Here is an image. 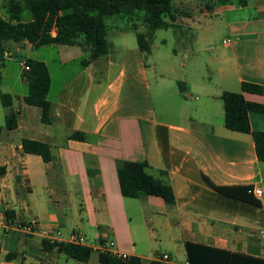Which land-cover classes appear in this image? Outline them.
Here are the masks:
<instances>
[{"label":"crops","instance_id":"crops-1","mask_svg":"<svg viewBox=\"0 0 264 264\" xmlns=\"http://www.w3.org/2000/svg\"><path fill=\"white\" fill-rule=\"evenodd\" d=\"M246 1L175 0V26L154 32L151 55L168 43L159 39L161 29L190 41L193 55L189 71L187 62L178 66L174 59L165 66L154 57L164 105L159 110L149 55L138 39L124 34L137 35L141 25L148 30L145 8L128 5L108 17L107 23L114 21L108 36L117 34L119 43L87 65L90 49L81 44L44 45L55 51L45 57L27 40L8 43L0 82V167L7 169L0 179V229L6 234L0 264H101L98 249L106 239L115 242L114 251L139 257L142 264L162 255L170 256L167 264H189V242L264 259V200L252 192L264 190V163L251 134L226 127L221 98L223 91L243 92L245 81L264 86V0ZM15 53L17 63L11 58ZM27 58L49 67L52 122H43L41 107L25 100L21 62ZM166 77L176 81L173 95L179 98L172 120L164 102ZM2 92L13 96L11 107L3 105ZM244 94L264 104V94ZM9 111L18 113L12 129L5 125ZM249 116L252 128L264 131V112ZM75 131L84 132L86 140L70 139ZM25 139L48 143L54 159L26 153ZM129 161H147L155 178L169 182L175 206L144 193L125 198L118 169ZM32 220L40 232L21 228ZM74 233L94 250L88 263L44 247L50 237L69 242ZM8 254L18 259L7 260Z\"/></svg>","mask_w":264,"mask_h":264},{"label":"trees","instance_id":"trees-1","mask_svg":"<svg viewBox=\"0 0 264 264\" xmlns=\"http://www.w3.org/2000/svg\"><path fill=\"white\" fill-rule=\"evenodd\" d=\"M229 1V0H221ZM175 0H0V82L2 69L6 64L7 45L10 42L27 40L35 47L52 43L81 44L90 49V60H83L87 65L112 49L108 41L109 25L107 18L121 13L125 6H133L148 11L146 23L148 30L137 33L138 44L147 57L152 51L154 32L159 28L175 26ZM246 3V0H241ZM56 30V34L53 31ZM31 66L24 72L28 82V93L25 100L30 105L42 109L43 122L53 121L52 102L49 99L51 73L47 63L40 59L27 58ZM183 89V82H179ZM243 92L223 91L221 98L225 105V125L228 129L249 133L253 137L258 159L264 163V131L254 130L250 122V112H264V104L253 102L245 97L244 92L264 94V86L253 82L242 83ZM1 100L5 107H11L13 96L2 92ZM6 127L18 125V113L9 111L6 114ZM86 134L75 131L70 139L86 140ZM24 151L41 156L45 162L54 159L51 146L41 141L25 139ZM154 168L147 162H124L118 169L121 191L125 198L137 199L141 194L162 197L168 207L176 204L173 186L166 181L158 180L152 174ZM6 167H0V179L6 174ZM167 175L165 171H159ZM220 192H228L218 189ZM247 197H251L249 189ZM8 214V213H7ZM47 250H56L69 259L88 263L93 249L69 242H43ZM187 261L189 264H264V259L243 253H234L225 249L210 247L198 243H187ZM7 260H17V254H8ZM101 264H142L139 257L132 256L127 260L110 253L99 255ZM24 264V262L20 263ZM150 264H167L155 260Z\"/></svg>","mask_w":264,"mask_h":264},{"label":"rangeland","instance_id":"rangeland-1","mask_svg":"<svg viewBox=\"0 0 264 264\" xmlns=\"http://www.w3.org/2000/svg\"><path fill=\"white\" fill-rule=\"evenodd\" d=\"M125 22H127V21L124 19L122 23H125ZM108 23L112 28L113 24H114L113 18L108 19ZM138 31L141 33H145L147 31L146 25L139 26ZM124 34H125V36L130 38L131 41L137 42V35H136L135 30H131V31L126 32ZM158 37H159V39H161L162 37L167 38L168 43L165 45H159V48L155 47V52H153V55H151V53H150L148 56L149 57L148 60H150V62H151L149 75H150V81H151L153 95L156 99L157 110H159L160 108H164V105L161 103L162 100H160V96L157 93L161 83L158 82L157 76L154 75V66H153L154 59L157 58L159 63H161V64L163 63L165 66L171 65L173 62L172 60H174V59L177 60L178 66H180L181 62H187V70L189 71L190 70V60H191L190 57H192V55H193L192 49H191V42L188 40L186 41L185 39L181 40L180 39L181 35H177V37H176L174 35V32L172 29H161L160 31H158ZM108 41L110 43V46L113 47L114 44L119 43L118 35L111 33L108 36ZM39 51L45 57H51V55L53 53H55V51H53L51 49V47H40ZM176 51L178 52V54H176ZM19 57H20V55L18 53H15L14 55H12L11 58H13L15 60L14 62L17 63L19 60ZM10 70H12V67H10ZM7 81H8V79L6 81H4L3 84H5ZM176 85H177L176 81L173 78L166 77V79L164 81V87L163 88L166 89V93L169 96L165 99V101L164 100L163 101L166 104V108H169L171 110V116L168 118L169 120H172V115H175L174 109H176L179 106V98L175 97L173 95V92L176 90ZM5 237H6L5 232L2 229H0V247L3 244ZM161 248L162 247H160L159 251L162 250Z\"/></svg>","mask_w":264,"mask_h":264},{"label":"built area","instance_id":"built-area-1","mask_svg":"<svg viewBox=\"0 0 264 264\" xmlns=\"http://www.w3.org/2000/svg\"><path fill=\"white\" fill-rule=\"evenodd\" d=\"M21 66H22L23 72L29 71L31 69V66L28 63H26V61H22ZM252 192H253L254 196H256L258 199L264 200V190L262 188H255ZM21 228L26 233L35 234L37 232H40L39 224L37 223V221H34V220L26 222L25 224H22ZM45 235H48V233H45ZM58 236H60V233H58ZM261 237H262V239H264V231L261 232ZM48 239L52 243L56 242V239L54 237H50ZM69 243L89 247L85 238L83 236L77 234V233H74L71 236ZM114 245H115L114 241H110L108 239L103 240L102 244L100 245V247L98 249V252L100 254L110 253L113 256L118 257V258L123 259V260H127L130 258V256L125 254V253H120V252L114 251L113 250ZM157 258H158L157 260L162 261V262H166V261L170 260L169 255H162V256H158Z\"/></svg>","mask_w":264,"mask_h":264}]
</instances>
